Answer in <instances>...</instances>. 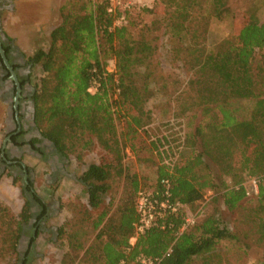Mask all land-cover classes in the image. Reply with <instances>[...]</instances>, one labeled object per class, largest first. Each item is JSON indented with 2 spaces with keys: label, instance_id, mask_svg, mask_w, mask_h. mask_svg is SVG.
Masks as SVG:
<instances>
[{
  "label": "trees",
  "instance_id": "16d2710c",
  "mask_svg": "<svg viewBox=\"0 0 264 264\" xmlns=\"http://www.w3.org/2000/svg\"><path fill=\"white\" fill-rule=\"evenodd\" d=\"M157 10L165 15L161 22L173 40L174 57L192 72L179 98L187 130L172 165L156 160L146 135L152 120L146 105L155 95L156 23L141 26L134 37L136 25L116 24L124 14L111 9L108 0H63L47 48L32 57L42 71L33 94L34 123L41 135L66 158L81 160L94 146L102 150L80 176L86 203L78 211V228L73 230L69 220L68 229L59 232L58 239L64 235L67 244L61 264H143L141 259L229 264L218 247L240 243L243 253L249 248L220 220L216 204L221 201L228 211L241 207L247 196L243 181L264 175V23L252 8L240 20L230 0H155L147 12ZM229 16L237 22L236 31L207 51L211 18ZM109 59L114 60L113 72L106 70ZM126 148L140 164L153 168L151 194L163 199L167 189L176 205L137 235L136 199L144 191L139 176L123 161ZM121 183L125 195L115 203ZM208 190L216 193L211 198L215 207L200 221L186 224ZM32 197L42 205L43 216L45 206ZM30 211L25 198L17 215L5 214L0 264H28L16 248ZM251 217L256 243L264 241L263 199Z\"/></svg>",
  "mask_w": 264,
  "mask_h": 264
},
{
  "label": "rangeland",
  "instance_id": "374dc122",
  "mask_svg": "<svg viewBox=\"0 0 264 264\" xmlns=\"http://www.w3.org/2000/svg\"><path fill=\"white\" fill-rule=\"evenodd\" d=\"M108 1L111 9H119L124 14L120 15L116 24L129 22L136 25L131 29L134 37L137 36L141 26H151L153 23L158 26L155 32V35H158L155 42L157 49L153 56L156 77L152 87L155 95L146 105L152 117L150 125L146 128V135L153 146L156 160L167 166L172 165L182 148L187 130V118L182 117L180 113L179 98L192 72L172 53L173 40L161 22L165 15L158 10L155 13L147 12L152 8L155 0ZM10 2V0L9 2L0 0V33L4 35L6 44H13L16 47L21 60L30 61L37 50L47 48L49 32L59 21L61 1L16 0L18 3L13 13L4 7ZM230 2L233 14L236 13L240 20L243 11L252 8L260 23H264V0H230ZM236 23L234 16L222 20L212 17L205 35L207 51L214 50L220 42L234 33ZM114 67V60L109 59L106 70L113 72ZM29 71L30 84L35 91L36 83L42 76L41 67L33 63ZM95 89L96 84L93 85L92 91ZM6 108L7 106L0 102V245L7 224L5 214L17 215L27 198L31 204V218L23 225L18 238L16 248L18 258L21 260L26 257L28 264H61L67 244L64 235L58 239L59 232L64 233L68 229L69 220L75 225L73 230L78 228V224H75L80 216L78 211L80 205L86 203L85 186L81 183L80 176L87 164L98 161L102 150L94 146L91 150L85 151L81 160L76 159L75 155L66 158L47 142L45 143L50 147L51 152L42 151L36 148L39 137L34 128V136H28L29 140L26 144L17 145L6 133L9 127L13 128L15 122L12 118L9 127L6 126L5 121L8 117ZM7 148L12 151L11 153L16 151L15 154L19 156L18 159L23 167L2 162L1 157L4 152L2 153L1 150L6 151ZM124 154L123 161L139 176L142 191L151 193L155 180L153 168L140 164L128 148L124 149ZM242 184L247 191L243 205L228 211L221 201H218L216 212L230 230L238 233L241 245L246 243L249 248L243 253L240 243L236 245L224 243L218 247L217 252L226 253L229 264H258L264 260V241L256 243L257 235L253 233L251 212L257 207L259 199H263L264 202V175L248 176ZM27 186L30 187L29 190L26 189ZM260 187L263 194H260ZM32 194L38 197L45 209H48L47 214L41 216L42 205L33 199ZM215 194L211 190L206 191L203 199L197 202L187 218L191 222L200 221L203 215L212 211L215 206L211 203V198ZM123 195H125V184L121 183L115 194V203ZM90 235V232L86 233L85 237ZM31 237L34 239L32 243Z\"/></svg>",
  "mask_w": 264,
  "mask_h": 264
},
{
  "label": "flooded vegetation",
  "instance_id": "af4514ba",
  "mask_svg": "<svg viewBox=\"0 0 264 264\" xmlns=\"http://www.w3.org/2000/svg\"><path fill=\"white\" fill-rule=\"evenodd\" d=\"M0 43L4 54L3 57L0 53V102L7 106L6 115L8 116V111L11 113L5 121L6 126L9 127L10 119L13 118L15 121L13 128L9 127L6 133L15 144L24 145L29 140L28 136H34L32 121L30 120V101L33 99L34 88L29 80V67L33 65V61L21 60L16 47L13 44H6L1 36ZM4 59L11 69L6 65ZM12 72H14L15 78L12 77ZM37 141L38 146L36 145V148L49 152L50 147L42 139L38 138ZM7 149L6 151L1 150L2 153L4 152V156L1 157L2 162L23 167L18 159L19 156L15 154L16 151L11 153L12 151ZM47 212L48 209L46 208L45 214Z\"/></svg>",
  "mask_w": 264,
  "mask_h": 264
},
{
  "label": "built area",
  "instance_id": "2783aa9c",
  "mask_svg": "<svg viewBox=\"0 0 264 264\" xmlns=\"http://www.w3.org/2000/svg\"><path fill=\"white\" fill-rule=\"evenodd\" d=\"M92 87L89 89L90 91H92ZM162 182L165 184L167 183L166 180H163ZM163 196V199H159L153 196L151 193H139L136 199V210L139 215V220L135 225V235L149 227L157 217L162 216V213L165 210H176V205L172 204L168 199L169 193L167 189L164 190ZM190 222L191 221L187 218L186 224ZM134 240L135 237H132L130 242L132 243ZM141 262L143 264H154L153 261L146 259H141Z\"/></svg>",
  "mask_w": 264,
  "mask_h": 264
},
{
  "label": "water",
  "instance_id": "95a60500",
  "mask_svg": "<svg viewBox=\"0 0 264 264\" xmlns=\"http://www.w3.org/2000/svg\"><path fill=\"white\" fill-rule=\"evenodd\" d=\"M0 36H1V38H3L4 39V35L2 34V33H0ZM0 53L2 54V56L4 57V54H3V49H2V47H1V43H0ZM4 61H5V63H6V65L9 67V65H8V63L6 62V60L4 59ZM10 68V67H9ZM11 69V68H10ZM12 77L13 78H15V74H14V72H12ZM30 107H31V114H30V120L32 121V126H33V128L36 130V132H37V134H38V137L40 138V139H42L44 142H47V143H49V144H51L53 147H54V149L56 150V147L54 146V144L51 142V141H49V140H47L46 138H44L42 135H41V133L39 132V130H38V128L36 127V125H35V123H34V101H33V99L30 101ZM11 115V113H10V111H8V116H10ZM34 218V217H33ZM32 218V219H33Z\"/></svg>",
  "mask_w": 264,
  "mask_h": 264
},
{
  "label": "crops",
  "instance_id": "0c3cea01",
  "mask_svg": "<svg viewBox=\"0 0 264 264\" xmlns=\"http://www.w3.org/2000/svg\"><path fill=\"white\" fill-rule=\"evenodd\" d=\"M8 2H9V0H7ZM11 2H10V4L8 3L6 6H4L6 9H10V11L12 12L15 8H16V4L18 3V2H16V0H10ZM20 1H27V0H20ZM61 1V3H62V1L63 0H60ZM10 5V6H9ZM13 13V12H12Z\"/></svg>",
  "mask_w": 264,
  "mask_h": 264
}]
</instances>
